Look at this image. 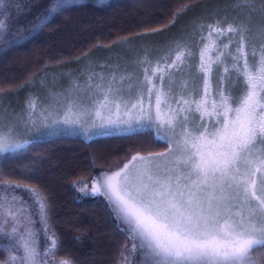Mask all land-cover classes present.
I'll list each match as a JSON object with an SVG mask.
<instances>
[{
	"label": "snow or ice",
	"instance_id": "1",
	"mask_svg": "<svg viewBox=\"0 0 264 264\" xmlns=\"http://www.w3.org/2000/svg\"><path fill=\"white\" fill-rule=\"evenodd\" d=\"M76 3L77 0H49L30 30L46 26L52 17L63 14L69 5ZM3 6V0H0V7ZM209 27L213 31H221L219 25ZM261 30L264 31V26ZM226 31L240 33L241 47L238 51L244 52L247 26L230 24ZM6 32V20H0V39ZM183 55V52L178 53L176 60L182 62ZM252 57V63L245 59L242 71L237 67L247 88L239 96L232 92H221L219 101L214 100L211 109L207 107V79L201 100L189 101L181 97L183 103L177 100L175 107L169 101V93L156 90L155 123H152L151 102L155 85L148 88L147 109L143 106L141 92L137 101L141 106L137 123L150 131L154 129L156 140L169 144L168 153L158 157H133L134 161L140 160V167L125 165L120 171L110 175L102 173L100 177L94 178L96 186L93 194L105 196L113 214L123 225L120 230L126 232L127 238L132 241L131 259L129 253H121L124 264H262L264 44L259 49L253 47ZM153 71L163 69L156 68ZM145 79L149 84L152 83L147 69ZM112 80H115V76ZM95 87L101 95L93 93L91 105L83 100L64 97L67 110L83 118L75 121L66 114L48 123L50 109L55 106L52 104L40 110L44 120L41 121L42 126L37 127L33 118L37 104L35 99H31L26 113L29 119L22 122L28 129L26 135L33 134V128L36 133L63 131L64 125H68L71 130L73 125L83 129L87 124L84 132L86 136L106 134L101 130L110 127L119 128L123 121L112 119L111 114L104 116L102 110L115 104L119 114L123 102L126 111L131 112L120 89L113 88L111 82L107 87L103 83ZM191 104H195V111L201 113V121L206 116L222 115L224 119H217L215 125L200 123L191 127L188 115L192 111ZM136 107L137 104L132 105V108ZM93 110L101 121L99 124L95 119H89ZM181 115L183 119H180ZM144 119L148 123L140 124V120ZM128 126L132 127L131 124ZM177 135L179 139H176ZM18 136L16 124H5L0 116V154L25 148L29 141L24 139L21 142ZM174 153L178 154L173 162L169 158ZM161 161L166 163L161 164ZM0 191L11 195V200L0 197V209L7 208L12 217L9 229L6 227L9 221L0 212V237L9 241L4 247L9 255L3 264H51L47 257L58 255L60 242L54 233L48 231L46 198L35 186L27 188L31 203L23 200L22 195L14 194L15 189L11 187L0 185ZM33 205H38L35 214L40 217L39 223L43 226L45 236L52 240L51 246H46L43 253L39 244L41 230L35 228L37 221L29 211Z\"/></svg>",
	"mask_w": 264,
	"mask_h": 264
},
{
	"label": "trees",
	"instance_id": "2",
	"mask_svg": "<svg viewBox=\"0 0 264 264\" xmlns=\"http://www.w3.org/2000/svg\"><path fill=\"white\" fill-rule=\"evenodd\" d=\"M239 1L242 0H77L46 26L30 30L37 15L49 4V0H31L30 16L21 18L13 27L12 21L6 23L5 36L10 39L6 47H0V98L22 92L43 73L82 61L97 48H107L124 39L167 34L179 24H186L184 20L199 22L205 11L221 5L227 8ZM6 2L19 5L22 1ZM22 51L34 55L27 67H21V60L14 57ZM249 52L232 54L233 62L227 60L225 64L229 68L242 64V71L245 59L253 61ZM245 88L229 92L239 96ZM167 149V143L156 140L154 130L149 129L91 139L58 136L36 140L0 158V180L20 190L35 186L46 198L49 230L60 242L58 255L49 256L51 264H124L121 253H129L131 259L132 241L120 230L123 226L109 202L103 197L84 200L77 187L91 180L97 171L120 168L134 154H157ZM51 243L50 238L48 246ZM4 247L0 243V264L9 255Z\"/></svg>",
	"mask_w": 264,
	"mask_h": 264
},
{
	"label": "rangeland",
	"instance_id": "3",
	"mask_svg": "<svg viewBox=\"0 0 264 264\" xmlns=\"http://www.w3.org/2000/svg\"><path fill=\"white\" fill-rule=\"evenodd\" d=\"M21 1L19 5H16V3L11 5L6 0H3L4 6L0 7V20H6L8 24L12 21V26H9L13 27L21 18L26 19L30 16L29 14L32 12L31 9L29 10V7H32L30 5L31 0ZM204 18H206L205 21ZM201 20L197 21L198 23L194 19L191 21L184 20L186 24H179L172 32L163 35L157 36L154 34L143 39H124L110 47H100L93 50L94 52L85 56L86 58L82 59V61L67 64L53 72H45L39 78L32 80L22 92L12 93V97L9 94L3 95L0 98V116L3 117L5 124H16V130L19 133L18 139L21 142L27 139L29 141L28 144L36 140L58 136L91 139L100 136L107 137L112 134L144 131L148 128L140 127L137 123L141 107L137 101L140 99L141 92L143 93V106L147 109L149 101L148 88L155 85L151 96L153 105L152 123H155L154 104L156 90H163L169 93V101L175 107L177 100H180L181 104L183 103L181 97L189 101L201 100L204 96L206 79L209 84L207 107L211 109L213 101H219L221 92L227 94L229 91H238L242 87L247 88L244 77L239 75L237 71V67L241 70L242 64L231 65L230 68L226 64L227 60L233 62L232 54L240 56L250 51L249 56L252 58L253 47L258 48L261 44H264V31L261 30L262 26H264V0H242L232 6L229 5L227 8L221 5V8L205 11V16L201 17ZM230 24L233 26H247L248 31L244 34L246 41L245 52L238 51L241 47L240 33L226 31ZM210 25H219L221 31H213L209 27ZM10 27H8L9 31ZM8 39L10 37L6 38L4 35L0 39V47H6L5 43ZM23 52H16L14 57L21 60L19 63L21 67L24 65V67H27L28 64L32 63L34 55L30 52ZM180 52L184 53L182 62L176 60V56ZM174 61L175 64H173ZM156 68L163 69V71L154 72L153 70ZM146 69L147 74L152 77L151 84L145 79ZM113 76H115L114 81L112 80ZM101 77H103V81H101ZM109 82L112 83L113 88L120 89V94L127 101V108L131 109V112L128 113L122 102L119 114L116 112L115 104H110L108 108L102 110L104 116L111 114L112 119L123 121L119 128L110 127L101 130L106 134H88L86 136L84 132L87 130V124L84 125L83 129L73 125L71 130H69L68 125H64L62 126L63 131L36 133L33 128V134L26 135L28 129L23 126L22 122L29 119L26 113L29 111L28 102L31 99H35L37 104L36 112L33 113L37 127H41V121L44 120V115L40 110L52 104H55V106L50 109L51 115L48 116V123H51L53 119L62 118L66 114L70 120L75 121L83 118L75 115L73 111L67 110L64 97L83 100L86 104L91 105L90 97L92 94L101 95L95 85L103 83L104 87H107ZM88 85H92V87H88ZM61 93L63 94L62 96L59 95ZM133 104H137V107L132 108ZM185 107L187 108L188 106L185 105ZM191 108L192 111L188 113L191 127H196L200 123L215 125L217 119L221 121L224 119L222 115L219 117L206 116L201 121V113L195 111V104H191ZM109 109L111 110L110 113ZM89 119H95L97 124L101 122L100 119L96 118L95 110L90 113ZM180 119H183L182 115ZM145 123H148L146 119L140 120V124ZM129 124L132 127H129ZM216 126L219 127V125ZM200 130L202 131L203 129ZM177 131L179 133V129ZM176 139H179V135H177ZM167 145L168 149L166 151L158 152L157 154H134L116 170L110 172L97 171L91 180L82 181L78 185L77 189L81 198L84 200L92 197L105 198L104 195L93 194L96 186L94 178L100 177L102 173L110 175L120 171L125 168V165L140 167V160L134 161L133 157H158L161 154L168 153L169 144L167 143ZM173 145H175V140H173ZM6 154L10 153L0 154V158ZM177 154L174 153L169 159L174 162ZM164 163L166 162L161 161V164ZM4 184L6 183L0 180V185L5 186ZM11 188L15 189L14 194L22 195L23 200L31 203L27 190L22 188L20 190L18 187ZM0 197H7L11 200V195L3 191H0ZM37 208L38 205H33L29 211L32 213L33 219L37 221L35 228L41 230L39 233V244L43 253L45 247L48 246L50 238L45 236L43 226L39 223L40 217L35 214ZM0 212L3 213L4 219L9 221L6 227L10 229L12 217L9 210L3 208L0 209ZM48 231L50 232L49 229ZM0 243L7 245L9 241L5 237H0ZM263 258L261 257V261ZM47 259H49V256ZM138 259L139 255L137 254Z\"/></svg>",
	"mask_w": 264,
	"mask_h": 264
}]
</instances>
